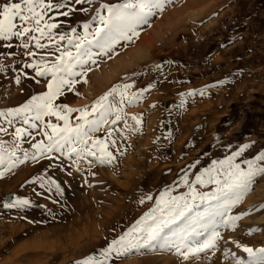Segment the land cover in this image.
<instances>
[{
	"label": "rangeland",
	"instance_id": "1",
	"mask_svg": "<svg viewBox=\"0 0 264 264\" xmlns=\"http://www.w3.org/2000/svg\"><path fill=\"white\" fill-rule=\"evenodd\" d=\"M9 2L15 0H0V6ZM51 2L65 3L63 8L48 10L41 21V26L58 25L51 29V40L39 32L0 40V111L20 108L48 91L51 75L38 76L35 68L26 65L43 60L51 66L64 52L75 56L74 44L86 35L84 25H90L87 33L102 28L97 13L108 15L102 6L125 0ZM154 11L148 23L137 27L138 35L129 33L130 40H119L106 55L93 46L92 59L75 69L81 73L72 77L77 83L71 89L66 86L54 102L85 110L91 114L89 120L96 119L103 109L97 105L93 111V106L101 97L116 86L122 90L123 85H131L123 104L118 93L102 102L123 108L125 119L112 124L113 112L88 141V147L96 151L93 141L105 140L115 157L111 164H100L92 156L77 161L75 153L69 157L53 151L18 163L11 171L0 169L4 171L0 177L1 264L11 251H80L67 255L71 260L64 264L104 260V250L113 240L158 204L165 207L162 197L163 201L183 197L180 203H188L192 220L207 218L223 202L218 191L222 184L209 182L210 178L226 179L219 162L249 144L234 161L246 169L244 161L264 151V0H165L163 10ZM32 36L47 47L37 48ZM25 43L28 48L23 47ZM38 66L42 68L43 63ZM132 93L140 94V99L130 105L127 99ZM62 114L68 115L72 127L84 121L81 111ZM133 116L140 117L141 123ZM31 117L32 113L0 116V129H5L0 131V141L6 146L16 141L17 128L31 133L15 145L20 158L25 150L36 152L33 145L39 141L47 143L43 135L51 132L47 123L64 126L55 116H45L43 122ZM33 123L37 127H31ZM197 176L202 182H197ZM50 180L60 185L62 193L50 187ZM250 189L228 212L241 216L236 229L217 228L222 237L217 248L202 253L199 260L185 261L175 251L142 249L120 257L113 253L107 264H236L237 258L247 262L250 257L244 246L264 247V175L257 176ZM16 198L27 199L30 205L4 206ZM64 259L55 256L53 263Z\"/></svg>",
	"mask_w": 264,
	"mask_h": 264
},
{
	"label": "snow or ice",
	"instance_id": "2",
	"mask_svg": "<svg viewBox=\"0 0 264 264\" xmlns=\"http://www.w3.org/2000/svg\"><path fill=\"white\" fill-rule=\"evenodd\" d=\"M76 2L84 3L85 0H76ZM86 2L92 3L93 0H86ZM164 3L165 0H125V3L120 5H103L102 7L107 9L108 15L103 17L99 16V12L97 13L103 27L92 33H87L90 25H84L86 35L79 38L80 43L74 44L77 50L75 56L71 52H64L61 53L60 57H57V62L51 64V66L43 62V60L26 65V67L35 68L38 76L51 75L52 79L48 83V91L40 96H33L28 103L20 108L9 109L7 112L0 111V116L16 117L21 114L32 113L31 118L41 122H43L45 116H55L58 120L64 121V126L61 127L57 124L47 123L45 127L51 129V132L45 131L43 133L47 138V143L43 140L39 141L33 145L37 151L29 154L25 150L23 158L17 157L15 145L20 139L26 135L30 136L31 133L27 129L17 128L15 132L16 141L13 142V145L6 146L4 141H0V169L11 171L18 163H23L27 159L36 160L38 156L42 157L53 151L61 152L62 155L69 157H71L72 153H75L77 161L87 156H92L100 164H111L115 157L108 151L105 140L96 139L93 141L91 147L95 148L96 151H92L88 147V141L91 139V133L100 130L103 125L108 123L109 116L113 112L116 113V119L112 121V124L125 119L126 114L123 108H116L113 102H108L107 104L102 102L107 101L109 96L118 93L120 96L119 103L123 104L127 90L131 85H123L122 90L120 86H116L105 96L101 97L96 102V105L93 106V111H96L97 105L103 109L96 119L89 120L87 117L91 114L85 110L72 109L67 105H56L54 102L58 96L63 94V89L66 86L71 89L77 83L72 77L81 73L75 71V69L77 66L82 67L92 59L93 46L100 49L106 55L119 40H130L131 36L129 33L138 35L136 32L137 27L148 23V18L155 15L154 10L162 11ZM63 7H65V3L53 4L51 0H47V2L45 0H15V2L4 3L0 6V40H11L13 37L23 38L32 32H39L41 37L47 36L51 40V29L58 27V25L45 23L41 26V21L48 10ZM84 11H87V9H84ZM68 14V12L63 13L65 16ZM45 29L48 31L45 32ZM88 35H91L93 39L88 40ZM31 39L35 40L37 48L47 47V45L41 44L36 36H32ZM59 39H64V36H60ZM85 42L87 43V47L84 46ZM69 43L72 44L73 40L69 39ZM23 47L28 48L29 45L25 43ZM57 50L59 51V49ZM28 54L35 55V53ZM92 62L94 63L95 61ZM41 63H43L42 68L38 66ZM0 71H3L2 65H0ZM16 83H20L19 76L16 77ZM139 99L140 94L132 93L128 97L127 103L131 105ZM65 110L67 113L81 111L84 118L83 123L72 127L68 115L62 114ZM132 119L137 124L141 123V118L138 116H133ZM28 120L29 117L25 115V123H28ZM9 123H11V120H9ZM31 127L35 128L37 125L33 123ZM126 127L131 126L126 124ZM0 131H5V129H0ZM107 134L111 136L112 131L109 129ZM111 143L114 145L116 141L113 140ZM66 147L67 151L65 152L64 149ZM249 147H251L249 144L243 145L233 156L219 162L226 179L221 182L218 179L212 181L210 178L209 182L222 184V187L218 191L222 193L223 202L209 217L192 220L187 215L191 211L188 203L186 201L183 204L180 203V201L184 200L183 197H172L169 201H163L162 197L161 202L164 203L165 207H160L158 204L157 208L153 209L151 213L146 214L127 233L121 235L119 239L113 240L108 248L104 250V260L96 261L94 258H89V260L82 262V264H107V259L113 253L117 257H120L126 256L132 251L139 252L142 249L149 251L157 249L175 251L185 261L190 259L199 260L202 253H206L210 249L215 250L217 248V241L222 239L217 228L236 229L237 221L241 219V216H230L228 215L229 210L232 206L241 202L243 196L251 190L250 185L254 179L257 176L264 175V165L260 163L264 161V151L260 152L253 160L244 161L247 165L246 169L234 162L235 158L240 156ZM97 152L100 154L97 155ZM224 165H227L226 169ZM214 170L206 169L205 171L210 172ZM4 171H0V177H3ZM37 179L43 180V177H37ZM196 179L198 183L202 182L200 176H197ZM49 185L50 187L54 186L58 193H62L63 189L56 181L50 180ZM44 186L41 183V187ZM197 195L200 194L198 193ZM206 195L204 194L201 198H205ZM215 198L221 199V197ZM148 199H151V197L149 196ZM142 202L143 200H141ZM28 205H30L29 200L16 198L14 202L5 203L4 206L24 207ZM157 211L160 213L159 216L155 215ZM182 222H187L183 228L180 227V223ZM197 225H199V228ZM204 233H208V235L201 239L200 237ZM243 250L248 253L250 259L246 262L237 258L236 264H264V247L253 249L244 246ZM227 255L228 253H225L226 257ZM232 255L234 256L235 254Z\"/></svg>",
	"mask_w": 264,
	"mask_h": 264
},
{
	"label": "bare ground",
	"instance_id": "3",
	"mask_svg": "<svg viewBox=\"0 0 264 264\" xmlns=\"http://www.w3.org/2000/svg\"><path fill=\"white\" fill-rule=\"evenodd\" d=\"M81 235H82V233H81ZM78 252H80V251H60L57 254V252H55V251H45V252H43V251H11L9 256H6L2 259V264H28L29 262H31L29 264H51V262L52 263L54 262L53 260L55 259V256H58V257L64 256L66 259H64L61 263V264H64L67 261L71 260V257L67 258V255L71 254L72 256H74ZM55 254H57V255H55ZM1 257H2V253L0 254V258Z\"/></svg>",
	"mask_w": 264,
	"mask_h": 264
}]
</instances>
